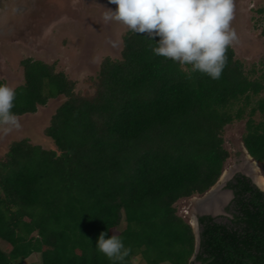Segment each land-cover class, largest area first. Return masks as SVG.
Returning <instances> with one entry per match:
<instances>
[{"label": "trees", "instance_id": "obj_1", "mask_svg": "<svg viewBox=\"0 0 264 264\" xmlns=\"http://www.w3.org/2000/svg\"><path fill=\"white\" fill-rule=\"evenodd\" d=\"M159 39L128 30L120 57H105L85 91L55 64L21 62L16 117L63 102L43 145L14 141L0 158V240L10 248L0 249V264L34 254L41 264H264V192L247 177L227 184L229 224L199 217L197 253L176 208L219 181L233 122L247 117L243 145L264 163V124L253 120L264 115V80L250 77L231 46L214 80L155 55ZM101 232L120 236L128 254L100 253Z\"/></svg>", "mask_w": 264, "mask_h": 264}, {"label": "rangeland", "instance_id": "obj_2", "mask_svg": "<svg viewBox=\"0 0 264 264\" xmlns=\"http://www.w3.org/2000/svg\"><path fill=\"white\" fill-rule=\"evenodd\" d=\"M115 8L108 0H0V80L12 89L21 85V62L31 58L55 64L57 71L75 81L76 91H85V80L97 73L105 57H120L122 37L129 29L122 23L103 19L106 10ZM231 27L237 34V40L230 45L236 58L252 79L264 80V0H234ZM260 97H264V92ZM62 102L63 98L50 100L35 114L17 117L18 127L7 126L5 131L6 126L0 125V158L14 141L27 139L43 145V131ZM246 120L247 117L237 120L224 130L229 158L223 173H233L222 184V190L240 173L235 168L242 165L245 156L242 137ZM253 120L264 124V115L256 112ZM263 168L264 163H256L257 174L262 177ZM202 198L196 196L176 204L178 215L192 227V217L198 212L195 202ZM226 216L221 219L224 223L229 221ZM0 249L8 253L10 248L0 240ZM23 264H41V258L34 254Z\"/></svg>", "mask_w": 264, "mask_h": 264}, {"label": "clouds", "instance_id": "obj_3", "mask_svg": "<svg viewBox=\"0 0 264 264\" xmlns=\"http://www.w3.org/2000/svg\"><path fill=\"white\" fill-rule=\"evenodd\" d=\"M108 2L116 8L105 11V22L116 21L132 33H146L149 38L159 37V41L153 43L155 55L191 66L192 71L206 74L211 79L221 77L227 62V49L237 40V34L231 27L234 0ZM15 97L14 89L0 84V125L6 126L5 131L7 126H19L12 111ZM106 236L107 232H101L96 240L95 247L100 253L110 260L122 259L128 254L129 250L120 236Z\"/></svg>", "mask_w": 264, "mask_h": 264}, {"label": "bare ground", "instance_id": "obj_4", "mask_svg": "<svg viewBox=\"0 0 264 264\" xmlns=\"http://www.w3.org/2000/svg\"><path fill=\"white\" fill-rule=\"evenodd\" d=\"M244 154H245V156L243 159V163L239 167L238 171H240V169H241L243 171V173L250 176L253 179V181L257 184V186L262 191H264V178L261 175L257 174L256 163L251 160V158L248 156V154L246 152H244ZM235 169L237 170L238 168L236 167ZM242 171H240V172H242ZM232 173L233 172L231 170L224 172L219 179L218 185H216V187L213 188V190L210 192V194L207 195L203 200L195 202V204H196L195 207L198 208L197 209L198 212H200L203 209V207L205 206L204 202H206V203L213 202L215 199L225 200V194L221 193L220 188H221L222 184H224L229 179V177H231ZM194 210H196V209H194ZM191 221H192V225L194 226L193 229L196 230L198 227H197L195 216L192 217Z\"/></svg>", "mask_w": 264, "mask_h": 264}, {"label": "flooded vegetation", "instance_id": "obj_5", "mask_svg": "<svg viewBox=\"0 0 264 264\" xmlns=\"http://www.w3.org/2000/svg\"><path fill=\"white\" fill-rule=\"evenodd\" d=\"M240 167V166H239ZM239 170V168L237 169V171ZM240 171H242L241 169H240ZM243 172V171H242ZM238 175H242L241 174V172L239 173V174H237V175H235V176H233V178L229 181V182H234V179L236 178V176H238ZM247 175V174H246ZM243 176V175H242ZM250 177V176H249ZM248 178V177H247ZM251 178V177H250ZM248 178L249 180H250V182L252 183V185H254L255 186V182L253 181V179L251 178ZM264 178V177H263ZM228 182V183H229ZM227 183V184H228ZM255 183V184H254ZM227 184L225 185V190L226 189H228L227 188ZM257 185V184H256ZM256 187V186H255ZM222 189V188H221ZM228 190H230V189H228ZM221 193H224L225 194V200H220V199H215L213 202H209V203H207V204H205L204 203V207H203V209L200 211V212H204V213H220L219 214V216H217L216 218H214V220H215V222H217V223H221V224H229V222L233 219V215H232V213H233V205H232V201H233V198H234V196H233V198H231V196H230V193H228V192H222L221 191ZM206 197V196H205ZM205 197H203L202 199H204ZM216 201V202H215ZM229 201V202H228ZM228 202V203H227ZM227 203V204H226ZM226 204V206L224 207V209H223V211H222V209H221V207H223L224 205ZM212 208V209H211ZM214 208V209H213ZM213 210V211H212ZM208 211V212H207ZM197 214V213H196ZM226 215H230V217H228V216H226ZM224 216H226V217H228V220L229 221H227L226 223H224V222H222L221 221V219H223V217ZM198 219H199V217H198ZM198 223H199V221H198ZM199 226H200V224H199ZM201 229H202V227L200 226V231H201Z\"/></svg>", "mask_w": 264, "mask_h": 264}, {"label": "water", "instance_id": "obj_6", "mask_svg": "<svg viewBox=\"0 0 264 264\" xmlns=\"http://www.w3.org/2000/svg\"><path fill=\"white\" fill-rule=\"evenodd\" d=\"M244 149H245V147H244ZM244 152H246L247 154H248V152H247V150L245 149V151ZM248 156L251 158V160L253 161V162H255L253 159H252V157L248 154ZM255 163H257V162H255ZM241 174L243 175V176H245V177H248V178H250L248 175H246L245 173H243V172H241ZM264 177V176H263ZM251 179V178H250ZM218 183H219V181L208 191V192H206L204 195H203V197H205V196H207V195H209L210 194V192L213 190V188L214 187H216V185H218ZM227 184V183H226ZM255 184V183H254ZM255 186L259 189V190H261L256 184H255ZM222 192H228V193H230V196H231V198H233V192L231 191V190H228V189H226V190H222V189H220ZM262 191V190H261ZM262 192H264V191H262ZM229 202V201H228ZM227 202V203H228ZM226 203V204H227ZM226 204L223 206V207H221V209H222V211H223V209H224V207L226 206ZM219 214L220 213H204V212H201V213H199V212H197V214L195 215V219H196V223H197V229L195 230V229H193V232H194V235H195V243H196V253L198 252V250H199V245H200V231H199V224H198V217H202V216H210V217H212V218H216L217 216H219ZM193 228V227H192ZM193 259H194V257H193Z\"/></svg>", "mask_w": 264, "mask_h": 264}]
</instances>
